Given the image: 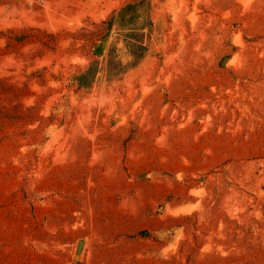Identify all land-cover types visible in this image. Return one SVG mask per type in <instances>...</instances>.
Returning <instances> with one entry per match:
<instances>
[{"label":"rangeland","instance_id":"1","mask_svg":"<svg viewBox=\"0 0 264 264\" xmlns=\"http://www.w3.org/2000/svg\"><path fill=\"white\" fill-rule=\"evenodd\" d=\"M0 264H264V0H0Z\"/></svg>","mask_w":264,"mask_h":264},{"label":"trees","instance_id":"2","mask_svg":"<svg viewBox=\"0 0 264 264\" xmlns=\"http://www.w3.org/2000/svg\"><path fill=\"white\" fill-rule=\"evenodd\" d=\"M131 10H132V5H128L125 8H123V10L121 11V16L122 17H133L134 13L131 14ZM114 17L111 18V20L108 22L111 24V22L113 21ZM106 23V22H104ZM93 32L89 33L88 35H92ZM87 76H91V73H87V75H84L83 78H86Z\"/></svg>","mask_w":264,"mask_h":264},{"label":"water","instance_id":"3","mask_svg":"<svg viewBox=\"0 0 264 264\" xmlns=\"http://www.w3.org/2000/svg\"><path fill=\"white\" fill-rule=\"evenodd\" d=\"M82 247H83V242H80L78 245L77 254L81 253Z\"/></svg>","mask_w":264,"mask_h":264}]
</instances>
